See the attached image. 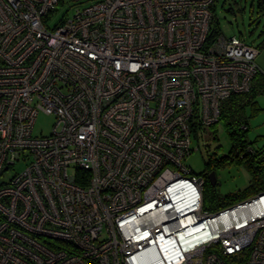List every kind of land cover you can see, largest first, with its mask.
Here are the masks:
<instances>
[{
  "label": "built area",
  "instance_id": "2783aa9c",
  "mask_svg": "<svg viewBox=\"0 0 264 264\" xmlns=\"http://www.w3.org/2000/svg\"><path fill=\"white\" fill-rule=\"evenodd\" d=\"M74 1L0 0V264H264V192L205 210L185 164L260 49L209 39L218 0Z\"/></svg>",
  "mask_w": 264,
  "mask_h": 264
},
{
  "label": "rangeland",
  "instance_id": "374dc122",
  "mask_svg": "<svg viewBox=\"0 0 264 264\" xmlns=\"http://www.w3.org/2000/svg\"><path fill=\"white\" fill-rule=\"evenodd\" d=\"M61 6L49 22V27L54 28L63 19H70L77 9L86 5L74 0H61ZM258 0H218L216 7V18L219 30L225 37H237L247 44L260 49L257 63L264 72V13L257 11ZM260 45H262L260 47ZM258 109L252 105L246 106L249 132L248 142L255 148L264 145V94L258 96ZM55 118L41 112L36 120L33 136H47L53 130ZM196 134V133H195ZM192 138V153L186 159L185 164L196 174L205 172L206 162L216 154L218 157L230 156L225 165L216 171L217 195L224 198L245 190L251 182V174L247 167L237 162L231 155L233 141L231 140L223 121L212 127H205L198 131V135ZM24 169L23 164L15 170L9 171L7 178Z\"/></svg>",
  "mask_w": 264,
  "mask_h": 264
},
{
  "label": "trees",
  "instance_id": "16d2710c",
  "mask_svg": "<svg viewBox=\"0 0 264 264\" xmlns=\"http://www.w3.org/2000/svg\"><path fill=\"white\" fill-rule=\"evenodd\" d=\"M257 11L260 14L264 13V0H258ZM213 21V27L209 38L211 41L221 34L217 23L216 9L214 10ZM261 46L262 45H260V47ZM263 94L264 74L259 73L252 81L251 88L248 92L233 94L222 104L220 121L224 122L227 132L233 141L231 155L237 162L247 167L251 174V182L245 190L238 194L229 195L224 198L219 197L217 195L216 186H213L209 180V174L211 172L216 173L217 169L223 167L226 161L231 158L230 156L218 157L216 154H212L205 164L206 168L204 173L207 174L204 192L205 210L216 213L264 192V145L255 148L246 138V134L249 132L246 106L250 104L255 110L258 109L255 99ZM195 131V136H197L198 129Z\"/></svg>",
  "mask_w": 264,
  "mask_h": 264
},
{
  "label": "water",
  "instance_id": "95a60500",
  "mask_svg": "<svg viewBox=\"0 0 264 264\" xmlns=\"http://www.w3.org/2000/svg\"><path fill=\"white\" fill-rule=\"evenodd\" d=\"M209 180H210V182H211V184L213 186H216V184H217V178H216V173L215 172H211L209 174Z\"/></svg>",
  "mask_w": 264,
  "mask_h": 264
},
{
  "label": "crops",
  "instance_id": "0c3cea01",
  "mask_svg": "<svg viewBox=\"0 0 264 264\" xmlns=\"http://www.w3.org/2000/svg\"><path fill=\"white\" fill-rule=\"evenodd\" d=\"M258 60V59H257ZM258 64V63H257ZM259 66V65H258Z\"/></svg>",
  "mask_w": 264,
  "mask_h": 264
}]
</instances>
